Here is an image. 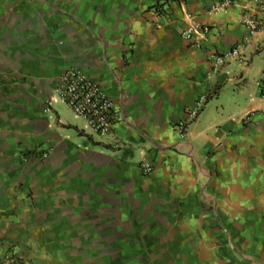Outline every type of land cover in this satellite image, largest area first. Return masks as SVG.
<instances>
[{"label":"crops","instance_id":"1","mask_svg":"<svg viewBox=\"0 0 264 264\" xmlns=\"http://www.w3.org/2000/svg\"><path fill=\"white\" fill-rule=\"evenodd\" d=\"M219 1L0 0V260L264 264V29ZM70 69L112 99L109 136L59 99Z\"/></svg>","mask_w":264,"mask_h":264},{"label":"built area","instance_id":"2","mask_svg":"<svg viewBox=\"0 0 264 264\" xmlns=\"http://www.w3.org/2000/svg\"><path fill=\"white\" fill-rule=\"evenodd\" d=\"M239 0H221L212 5V11H223L234 6ZM259 6L258 14L251 15L245 13L243 23L246 26L248 37L255 38L264 29V0H254ZM212 32L208 25H200L191 22L182 32V37L193 47L200 48L202 42L207 40ZM264 50V45H263ZM264 53V52H263ZM238 49L230 52L229 56H238ZM214 69L217 70L223 64V57L214 55ZM259 97L264 103V68L261 79L257 83ZM56 93L66 107L76 116L84 119L92 133L96 137H107L112 133L116 111L114 103L107 92L97 83L93 82L82 72L70 69L66 71L58 84ZM51 102L46 105V111L51 108ZM203 102H199L196 108L190 109L186 118L176 124V131L181 139L188 138V128L203 109ZM140 169L144 175L154 172V165L150 162H142ZM0 264H24L23 258L15 250H10L7 255L0 260Z\"/></svg>","mask_w":264,"mask_h":264},{"label":"rangeland","instance_id":"3","mask_svg":"<svg viewBox=\"0 0 264 264\" xmlns=\"http://www.w3.org/2000/svg\"><path fill=\"white\" fill-rule=\"evenodd\" d=\"M78 117V116H77Z\"/></svg>","mask_w":264,"mask_h":264}]
</instances>
